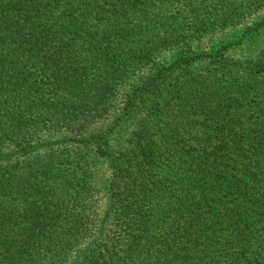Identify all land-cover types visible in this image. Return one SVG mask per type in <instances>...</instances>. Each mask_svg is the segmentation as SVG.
<instances>
[{"label": "trees", "instance_id": "16d2710c", "mask_svg": "<svg viewBox=\"0 0 264 264\" xmlns=\"http://www.w3.org/2000/svg\"><path fill=\"white\" fill-rule=\"evenodd\" d=\"M263 13L0 0V264H264Z\"/></svg>", "mask_w": 264, "mask_h": 264}, {"label": "rangeland", "instance_id": "374dc122", "mask_svg": "<svg viewBox=\"0 0 264 264\" xmlns=\"http://www.w3.org/2000/svg\"><path fill=\"white\" fill-rule=\"evenodd\" d=\"M259 15L261 16V14H259ZM262 15H264V13ZM255 17L256 16H254L252 19H249L246 22L247 25H245V27L241 28L238 31L231 32L230 35L221 36L220 38L215 39L211 44L216 45V46L219 44H222V46H223L225 43H228V42H236L242 36L246 27H248L250 24L256 23L255 21H257V19H255ZM249 22H251V23H249ZM262 43H263V40L261 38L247 39L243 45L239 46L237 48V50L234 51L233 56H235L236 58L237 57L242 58V57L254 55L258 50L261 49ZM165 55L167 57H171L172 54L166 53ZM139 72L145 73V72H147V70L145 71L143 69V70H140ZM247 78L248 77L244 76L243 79H247ZM258 81L264 82V78H261V79L258 78ZM127 90L128 89H126V88H125V90H122V93L120 94V97L118 98L116 108L114 110H112L113 114L116 113L117 115H120L123 113V110L125 108V103L127 100V94L129 93V91L127 92ZM112 112H111V115H112ZM140 117H142V116H140ZM112 121H113V117L112 118L109 117V119L103 125H100L98 127V129L106 130L110 126ZM129 130H127V133H125L124 137H126L129 134V132H128ZM66 145H68V144L63 145L62 148L67 147ZM109 175H110L109 164L107 161L103 160L99 166V178L101 180L100 181V187L102 190V195H101V197L99 196L97 198L99 201L97 208L102 213H105L109 207V195L107 193V178H109Z\"/></svg>", "mask_w": 264, "mask_h": 264}]
</instances>
